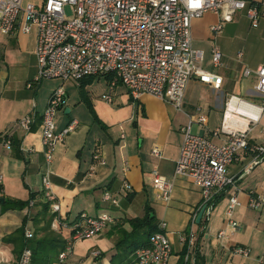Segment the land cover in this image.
I'll return each mask as SVG.
<instances>
[{
  "label": "crops",
  "instance_id": "crops-1",
  "mask_svg": "<svg viewBox=\"0 0 264 264\" xmlns=\"http://www.w3.org/2000/svg\"><path fill=\"white\" fill-rule=\"evenodd\" d=\"M249 1L256 5L261 2ZM237 15L247 25H236L234 34L249 33L261 47L260 55L238 68L227 62L224 53L226 59L222 61L221 57L220 68L213 72L222 78L221 85L217 88L197 78L191 79L185 91L182 111L149 94L131 99L121 83L117 82L110 90L109 82L103 78L95 79L83 89H79L78 81H69L72 88H77V94L64 88L66 100L57 111L62 113L63 119L55 123L56 131L60 132L72 121L76 123L55 151L49 175L51 190L68 223L76 220L80 213L96 217L101 211H108L113 222L100 233L74 241L62 264H116V261L118 264H137L134 253H130L131 248H128L133 247V242L120 245L118 249L116 245L121 240L131 241L129 221L143 217L146 211L157 224L160 221L166 223L165 233L172 245L168 264L183 263V245L179 237L190 232L191 217L201 202V189L189 178L174 173L182 143L180 128L187 123L188 115L203 112L207 118L206 126L196 124L197 132L219 143L220 140L212 137L210 132L218 127L217 116L221 114L222 119L227 97L233 94L242 98L241 95L247 94L260 101L253 90L254 75L244 77L243 71L246 68L254 71L264 60V18L252 29L244 11ZM217 21L216 15L206 13L192 22L193 48L204 54L205 42L215 41L217 37L210 31V26ZM193 41L199 43L193 45ZM34 50V31L0 35V174L3 176L0 198L4 201H28L22 209L4 208V201L0 202V264L17 263L21 248L15 231L25 226L24 230L28 229L34 235L36 227H41L36 218H40L38 213L42 203L46 202L41 185L44 170L41 118L55 87L46 94H43L42 81L32 88L27 87L26 84L37 73ZM239 54L238 58L241 57ZM243 78L252 83L251 88L244 84ZM100 79H103L102 83ZM106 94L111 95V102L103 99ZM81 107L85 108L82 116L76 112ZM27 114L33 121L30 130L24 131L17 126V120ZM262 126L264 112L260 124L249 133V143L264 144V136L260 133ZM5 138L15 143L5 147ZM154 144L160 149L159 156L151 152ZM94 154L100 155L105 164L93 161ZM251 161V156L242 152L229 166L234 183L218 195L209 219L205 222L201 217L194 226L195 248L189 264H196V253L201 264H264V207H248L250 195H264V159L257 164ZM154 170L172 180L168 201L161 199L151 183ZM124 183L130 188L124 187ZM105 191L118 198L117 206L103 200ZM232 192L238 194L240 205L233 211L238 228L230 233L225 211ZM31 194H34L33 198ZM221 228L227 230V237L217 236ZM51 233L61 237L65 247L69 231L51 229ZM233 246L248 247L250 254L246 257L232 255L230 249ZM117 251L122 257L115 261L113 256ZM57 263L58 260L54 264Z\"/></svg>",
  "mask_w": 264,
  "mask_h": 264
},
{
  "label": "built area",
  "instance_id": "built-area-1",
  "mask_svg": "<svg viewBox=\"0 0 264 264\" xmlns=\"http://www.w3.org/2000/svg\"><path fill=\"white\" fill-rule=\"evenodd\" d=\"M65 6L73 9L74 16L70 19L65 15ZM239 11L245 12L251 27H257L264 18V0L258 5L249 0H0V35L35 32L37 73L26 84L27 87L32 88L46 79L61 81L50 93L41 118L44 156L41 185L52 216L50 228L57 232L61 229L69 231V238L64 250L58 255L57 264L65 260L74 241L100 233L113 222L108 211H101L96 217L80 213L76 220L68 223L51 190L49 175L55 151L76 123L72 121L60 132L56 131L55 116L66 100L63 83L79 81L88 76L113 74L114 78L108 84L110 90L119 80L134 99L149 94L182 111L185 91L191 79L197 78L217 88L222 80L202 67L203 51L192 46V22L206 13L216 15L218 21L210 26V31L216 35L222 24L232 21ZM221 57L220 48L213 45L212 64L219 66ZM251 75H254L253 90L260 102L229 95L220 126L210 132L212 137L220 140L219 143L192 131L194 123L206 126L207 118L203 112L188 115L187 123L180 128L182 143L174 173L189 178L201 189V202L191 217L190 232L179 237L183 245L182 264H189L194 254L193 228L199 210L204 207L201 217L206 222L218 195L234 183L228 171L229 166L242 152L251 156L252 164L264 159V144L249 143V133L260 124L264 112V60L254 71L244 69V77ZM103 99L107 102L112 100L110 94L103 95ZM231 103L247 110V114L230 110L232 116L246 118L245 125L227 117ZM227 118L229 125H226ZM32 121V116L27 114L17 120V126L29 131ZM260 133L264 136V126L260 128ZM4 145H11L9 138H5ZM151 152L154 156L160 155V149L155 144ZM93 161L105 164L98 154L93 155ZM151 177V183L161 199L168 201L172 180L155 170ZM2 181L3 176L0 174V188ZM123 186L130 188L127 183ZM102 198L112 205H118V198L109 191H105ZM29 204L32 205L33 201L30 200ZM239 205L238 194L232 192L225 211L230 233L238 228L233 211ZM248 207L263 208L264 195H250ZM165 229L166 223L160 221L157 230L149 235L147 245L135 250L137 264L169 263L172 245ZM24 236L30 239L33 233L25 229ZM217 236L227 237L228 232L221 228ZM230 250L232 255L246 257L250 254L248 247L233 246ZM16 264H32V251L28 246L22 248Z\"/></svg>",
  "mask_w": 264,
  "mask_h": 264
},
{
  "label": "trees",
  "instance_id": "trees-1",
  "mask_svg": "<svg viewBox=\"0 0 264 264\" xmlns=\"http://www.w3.org/2000/svg\"><path fill=\"white\" fill-rule=\"evenodd\" d=\"M97 78H103L107 83L110 82L113 78V74H101L95 76H88L80 79L79 89H83L86 85L90 84ZM120 83L119 80L116 83ZM131 99H134L132 96ZM15 143V141H11ZM31 198L34 197V194L30 195ZM28 204V201H8L5 200L3 202L4 208L11 209H22ZM41 211L38 213L40 218H36V223L40 224L41 227H36V231L34 235L30 239H26L24 236V227L22 226L15 231V236H17V240L19 242L18 247L21 252L24 246H28L32 251V264H54L58 260V254L60 250L64 247V240L61 237H57L58 235H54L51 233L50 223L52 220V216L48 211V203L44 202L41 205ZM130 225L132 227V232L129 234V240H121L116 245V249L119 248L120 245H128V243L133 242L132 245L128 248H131L130 253H134L136 249L139 247L145 246L148 243L149 235L157 230V222H155L153 217H150L148 211L141 218H133L130 219ZM36 224V225H37ZM41 233V235H39ZM128 237V236H127ZM12 239V238H11ZM114 260H119L122 257V254L117 251V253L113 256ZM113 260V259H112ZM116 264L117 261H116ZM196 264H201L198 253H196Z\"/></svg>",
  "mask_w": 264,
  "mask_h": 264
},
{
  "label": "rangeland",
  "instance_id": "rangeland-1",
  "mask_svg": "<svg viewBox=\"0 0 264 264\" xmlns=\"http://www.w3.org/2000/svg\"><path fill=\"white\" fill-rule=\"evenodd\" d=\"M65 15L67 18H72L74 16L73 13V9L71 6H65ZM238 14V12L236 13V15ZM234 16L232 21L230 22H226L222 24V28L221 30L216 34V36L221 37V39L219 40V37L215 39V41H207L205 42L206 44L203 45V50H204V60H203V68L211 71V72H216L218 71L219 67H214L212 62H211V48L213 45H217L220 48V52L222 54V61L223 59L227 58V62L234 64L236 67H240L241 64L244 65L247 64L248 61H251L252 59L257 58L260 53H261V47L258 46V44L256 43V41L251 37V35L249 33H242L241 35L239 34V36L234 34V27L237 25H247V22H245L242 18H240V15ZM249 23V22H248ZM251 27V26H250ZM252 29H254L255 27H251ZM199 43V41H193V45H196L197 43ZM204 44V43H201ZM254 45V47H253ZM211 46V47H210ZM224 47V49H223ZM225 53V57H223V54ZM241 54V57L238 58V54ZM100 82H103V79H100ZM243 82L244 84H246L247 87H252V83L248 82V79L243 78ZM61 81L59 80H42V90H43V94H46L49 90H51V88L56 87L58 84H60ZM64 88L68 89L69 93H76L77 94V88H72V86H70L69 81H65L64 83ZM76 89V90H74ZM243 99L248 100V101H256V99H254L253 97L244 94L241 95ZM74 98V95H73ZM258 103V101H256ZM260 102V101H259ZM73 105V104H72ZM75 105V103H74ZM85 108L81 107L79 110H76V112L82 116L83 114H85ZM63 116L65 117V115L63 114ZM63 117H62V113L59 111L57 112L56 116H55V123H58L60 121H62ZM220 119H221V114L220 117L217 116V118L215 119L217 122V126H220ZM197 125L193 124L192 126V131L193 132H197Z\"/></svg>",
  "mask_w": 264,
  "mask_h": 264
},
{
  "label": "bare ground",
  "instance_id": "bare-ground-1",
  "mask_svg": "<svg viewBox=\"0 0 264 264\" xmlns=\"http://www.w3.org/2000/svg\"><path fill=\"white\" fill-rule=\"evenodd\" d=\"M233 109L235 111H238V112H241L243 114H247V110L244 109L243 107H239L237 104L235 103H231L230 104V107H229V110H228V114H227V117H230L231 118V121L232 119H237L241 124L245 125L247 123V119L244 118V117H237L236 115L232 116V113L230 112V110ZM253 114V113H252ZM230 124V121L229 119L227 118L226 120V125H229Z\"/></svg>",
  "mask_w": 264,
  "mask_h": 264
},
{
  "label": "water",
  "instance_id": "water-1",
  "mask_svg": "<svg viewBox=\"0 0 264 264\" xmlns=\"http://www.w3.org/2000/svg\"><path fill=\"white\" fill-rule=\"evenodd\" d=\"M4 201V198H0V202H3ZM204 211V207H202L198 214H197V217H196V223H199L200 222V219H201V216H202V213Z\"/></svg>",
  "mask_w": 264,
  "mask_h": 264
}]
</instances>
